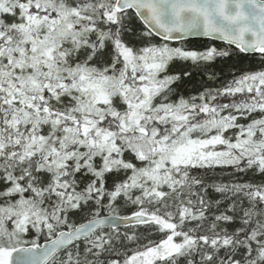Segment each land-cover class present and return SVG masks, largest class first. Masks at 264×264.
<instances>
[{"label": "snow or ice", "instance_id": "snow-or-ice-1", "mask_svg": "<svg viewBox=\"0 0 264 264\" xmlns=\"http://www.w3.org/2000/svg\"><path fill=\"white\" fill-rule=\"evenodd\" d=\"M0 264H264V0H0Z\"/></svg>", "mask_w": 264, "mask_h": 264}, {"label": "water", "instance_id": "water-1", "mask_svg": "<svg viewBox=\"0 0 264 264\" xmlns=\"http://www.w3.org/2000/svg\"><path fill=\"white\" fill-rule=\"evenodd\" d=\"M188 40H193V39H207V38H205V37H196V36H193V37H188L187 38ZM216 42H219V43H222L223 44V42H221V41H216ZM119 223V227L120 228H124V224L122 223V222H118ZM46 241L45 242H43V243H41L40 245L43 247V246H45L46 245Z\"/></svg>", "mask_w": 264, "mask_h": 264}, {"label": "trees", "instance_id": "trees-1", "mask_svg": "<svg viewBox=\"0 0 264 264\" xmlns=\"http://www.w3.org/2000/svg\"><path fill=\"white\" fill-rule=\"evenodd\" d=\"M196 41V40H194ZM106 214V213H105ZM121 214H127V213H124L123 210H121ZM81 222H84V221H81ZM121 230H123L124 228H120ZM45 240L43 238H41L38 242L41 244L42 242H44Z\"/></svg>", "mask_w": 264, "mask_h": 264}, {"label": "flooded vegetation", "instance_id": "flooded-vegetation-1", "mask_svg": "<svg viewBox=\"0 0 264 264\" xmlns=\"http://www.w3.org/2000/svg\"><path fill=\"white\" fill-rule=\"evenodd\" d=\"M194 40H196V41H205L206 39H193L191 41H194ZM216 44L217 45H222V43H219V42H216Z\"/></svg>", "mask_w": 264, "mask_h": 264}]
</instances>
